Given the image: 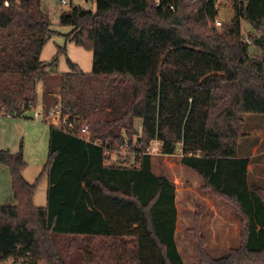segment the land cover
<instances>
[{"label": "trees", "instance_id": "1", "mask_svg": "<svg viewBox=\"0 0 264 264\" xmlns=\"http://www.w3.org/2000/svg\"><path fill=\"white\" fill-rule=\"evenodd\" d=\"M231 1L234 17L217 29V0H96L95 10L71 0L61 23L73 27L67 40L93 52V70L68 58L58 96L51 87L43 93L42 110L59 103L76 129L49 125L48 161L35 182L23 174L22 145L0 148L17 202L0 203V264H186L175 238L176 186L144 153L154 140L162 154L180 150L202 190L241 216L239 248L213 258L197 206L195 264H264V188L249 182L250 159L239 154L243 114H264V0ZM53 32L41 0H0V114L30 118L37 108ZM125 140L136 153L110 163L105 146Z\"/></svg>", "mask_w": 264, "mask_h": 264}, {"label": "rangeland", "instance_id": "2", "mask_svg": "<svg viewBox=\"0 0 264 264\" xmlns=\"http://www.w3.org/2000/svg\"><path fill=\"white\" fill-rule=\"evenodd\" d=\"M76 3L87 9H96V0H75ZM42 8L50 15L52 29L50 39L43 48L41 59L48 64V75L44 82L37 85L40 101L36 109L29 112L30 118H17L10 115L0 114V148H7L17 152L22 145L26 162L23 174L28 182H35L48 161L49 154V124L42 117H36V112L42 111V95L50 87L54 89L55 97L58 96L60 76L71 70L68 58L78 64L85 73L93 70V52L82 46L67 40V34L73 29L71 25L61 23V17L67 13L70 6L63 5L61 0H41ZM218 16L225 23L234 17L231 0H217ZM216 27V26H215ZM245 38L254 35L251 26L243 21ZM252 41V39H251ZM62 50V51H61ZM61 51V52H60ZM58 55L56 65H51L54 57ZM244 137L239 141V154L250 159L249 182L258 184L264 188V114H243ZM137 128L141 129V121L136 122ZM127 138L131 135L126 134ZM131 138V137H130ZM136 139V136H134ZM128 140V139H127ZM127 141L114 144L109 162L118 161L122 151L131 155L132 145L125 148L119 147ZM124 154V153H123ZM182 153L178 150L173 155H153V171L158 175H165L176 186L178 206V218L176 223L178 233L175 234L178 250L186 264H195L199 261L198 244L190 231L194 226L193 209L200 206L203 211L201 230L207 240L206 250L213 258H222L228 255L231 249L239 248L241 244V216L236 208L227 204L214 201L212 198L205 199L200 193L199 182L196 173L185 168L181 163ZM129 159V158H127ZM126 161V160H125ZM48 179L46 174L39 180L34 196L36 206L42 207L47 202ZM203 196V197H202ZM0 203L14 205L16 200L11 187L9 172L0 173ZM1 264H22L19 261L8 260Z\"/></svg>", "mask_w": 264, "mask_h": 264}, {"label": "built area", "instance_id": "3", "mask_svg": "<svg viewBox=\"0 0 264 264\" xmlns=\"http://www.w3.org/2000/svg\"><path fill=\"white\" fill-rule=\"evenodd\" d=\"M157 4H160L161 0H155ZM63 5H71V0H61ZM5 5H9V0H5ZM215 26L216 28H220L222 26V22L219 19H215ZM246 40L251 43V38L247 37ZM36 117H42L45 122H47L49 125H55L57 127H66L72 130L76 129V120H71L70 115L67 113H64L62 110L61 105L55 104V106L49 110L45 111L42 110L41 112L35 113ZM81 136L86 139L87 141H91V135L89 130V125L87 123H83L81 121ZM127 141V140H126ZM95 144L103 145L102 140L99 138L95 139L93 141ZM130 148L131 144L127 141L126 144L121 145L119 148L125 150V148ZM113 151L112 146H105V153L106 155H110ZM115 151V150H114ZM121 155L118 158L121 162H124L128 158V154L126 151L119 150ZM130 154L136 153V143L132 145V150L129 151ZM162 146L161 142L159 140H154L144 151V153L149 154L151 156L153 155H159L162 154ZM116 159V160H118Z\"/></svg>", "mask_w": 264, "mask_h": 264}, {"label": "crops", "instance_id": "4", "mask_svg": "<svg viewBox=\"0 0 264 264\" xmlns=\"http://www.w3.org/2000/svg\"><path fill=\"white\" fill-rule=\"evenodd\" d=\"M30 119H33V118H30ZM2 149H7V148H2ZM12 152H14V151H12ZM183 165V164H182ZM184 166V165H183ZM154 167V164H153V162H152V168ZM185 168H187L186 166H184ZM6 172H9V175H10V171H9V168L6 166V165H4V164H0V173H2V174H6ZM158 175V174H157ZM10 178H11V175H10ZM196 178H197V180H198V182H199V189H200V193L201 194H203V196H205V199H210V198H212L214 201H216V202H218V203H221V204H223L224 203V201L223 200H221V199H218L217 197H215L210 191H205V190H202V185H203V180H202V178L199 176V175H197L196 174ZM11 187H12V182H11ZM13 191V190H12ZM177 196V195H176ZM202 196V197H203ZM15 198V197H14ZM176 205H177V197H176ZM177 209H178V206H177ZM193 211V213H196V211H197V207H196V210L195 209H193L192 210ZM179 212V211H178Z\"/></svg>", "mask_w": 264, "mask_h": 264}]
</instances>
